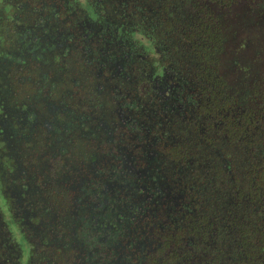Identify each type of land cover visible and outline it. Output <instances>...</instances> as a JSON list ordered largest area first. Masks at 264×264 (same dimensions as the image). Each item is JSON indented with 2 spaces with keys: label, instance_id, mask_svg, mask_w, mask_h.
Here are the masks:
<instances>
[{
  "label": "flooded vegetation",
  "instance_id": "flooded-vegetation-1",
  "mask_svg": "<svg viewBox=\"0 0 264 264\" xmlns=\"http://www.w3.org/2000/svg\"><path fill=\"white\" fill-rule=\"evenodd\" d=\"M162 4L0 0V264H230L213 210L236 164L263 159L228 139L254 104L263 138L264 6L231 2L248 33L209 57L216 83Z\"/></svg>",
  "mask_w": 264,
  "mask_h": 264
},
{
  "label": "trees",
  "instance_id": "trees-1",
  "mask_svg": "<svg viewBox=\"0 0 264 264\" xmlns=\"http://www.w3.org/2000/svg\"><path fill=\"white\" fill-rule=\"evenodd\" d=\"M162 1L163 6H161L168 18L166 25L168 37L171 41H178L185 65L190 69L197 66L196 68H199L205 77L210 76L211 73V79L215 76L216 83H218L221 75L213 66L215 59L209 60V57L223 49L226 34L229 35L228 31L225 33L223 30L221 17L218 14L208 15L205 13L204 6L202 9L199 7L200 4L208 5V0ZM15 2L17 0H8V14ZM261 117L263 138L257 139L259 133L256 129L258 126L256 120L260 118V115L255 104L246 108L243 119L247 124L250 123L248 126L251 129L233 126L228 139L231 150L238 146L242 150L254 151L251 153L252 156H255L259 149H262L264 154V110ZM242 137H244L242 142H239L241 144H238L237 141ZM260 142L262 145L258 148ZM199 152H207L205 155L212 157L203 147L199 148ZM243 157L244 155L241 159ZM256 158L253 157L246 161L244 159V163L236 164L237 171H234L233 178L231 177L232 199L230 202L227 201L228 204H223L221 199L213 210L216 214L229 215L222 221L225 223L223 229L230 232L227 236V245L223 247L222 253L226 254L225 262L230 264H264V155L260 163ZM218 172L216 171L215 182L223 181V177L227 178L224 173ZM236 191L239 195H236ZM219 247L220 245L218 249Z\"/></svg>",
  "mask_w": 264,
  "mask_h": 264
},
{
  "label": "rangeland",
  "instance_id": "rangeland-1",
  "mask_svg": "<svg viewBox=\"0 0 264 264\" xmlns=\"http://www.w3.org/2000/svg\"><path fill=\"white\" fill-rule=\"evenodd\" d=\"M225 0H214V2H218L220 4H218L221 8L223 7V5L221 3H224ZM246 1H247V4L249 6H252L251 5V1H255V0H243V2H245L246 4ZM260 1V4H256L257 6L259 5H263L264 6V0H258ZM227 2L229 3V7H230V10H231V13L229 16V20L228 22L230 24H223V30H225V33L226 31L229 32V35H227V40L225 41H246L245 39L243 38H246L247 37V30H248V27L245 28L244 24L243 23V18L241 19V17L243 16L244 13H246V9L244 10V4L243 5H234L232 4L231 5V2H235L237 3L238 0H231V2L229 0H227ZM246 4V5H247ZM205 7V13H207L208 15L209 14H218L220 13L219 11L222 12V9L221 8H214L213 6H209V5H206V4H200L199 7L202 9V7ZM211 18V17H210ZM225 28V29H224ZM262 38L264 39V24H263V28H262ZM259 39V38H258ZM261 41H264V40H261ZM232 44V43H231ZM208 60V59H207ZM215 61V60H214ZM217 61V60H216ZM217 73H221V72H224V66H218V65H214ZM263 78H264V69L262 68L261 71H259ZM222 76V73L220 74Z\"/></svg>",
  "mask_w": 264,
  "mask_h": 264
}]
</instances>
